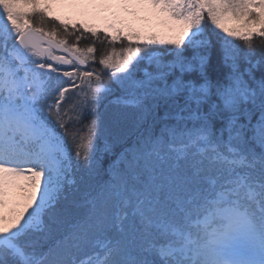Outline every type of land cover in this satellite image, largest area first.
Listing matches in <instances>:
<instances>
[{"label":"snow or ice","instance_id":"6c2138e0","mask_svg":"<svg viewBox=\"0 0 264 264\" xmlns=\"http://www.w3.org/2000/svg\"><path fill=\"white\" fill-rule=\"evenodd\" d=\"M52 3L0 0V209L12 204L8 214H0V264H264V76L254 75L264 61L250 58L253 38L264 39V0H73L68 6L80 16L118 9L101 43H127L98 60L97 28L54 15ZM144 9L166 17L165 23L178 22L180 36H142L127 17L142 19ZM205 13L222 39L228 69L215 84L202 51L211 44ZM226 15L250 17L248 23L260 30L226 28ZM33 16L66 33L71 24L72 42L57 39L55 28L34 26ZM84 33L94 39L81 48L88 39ZM232 40L244 42L243 69ZM141 45H170L172 59L142 54ZM189 49L191 57L185 54ZM106 73L124 93L113 104L139 108L152 98L170 108L165 117L175 124L165 127L163 141L149 139L138 151L162 168L166 164L167 171L154 169L151 179L130 175L131 186L124 184L110 216L97 206L90 240L80 226L65 236L72 248L90 242L91 255L49 259L51 251L37 253L31 237L46 230V217L75 183L79 165L94 161L97 109L113 95L103 83ZM69 93H75V103H68ZM89 116L95 118L85 123Z\"/></svg>","mask_w":264,"mask_h":264},{"label":"trees","instance_id":"16d2710c","mask_svg":"<svg viewBox=\"0 0 264 264\" xmlns=\"http://www.w3.org/2000/svg\"><path fill=\"white\" fill-rule=\"evenodd\" d=\"M242 18L244 17L236 18L226 15L221 22L225 26L236 21L239 22ZM245 18L250 19V17ZM31 21L34 26L43 27L45 32L55 28L58 33L57 39L67 38L69 43L72 42L73 37L68 35V33L73 31L71 24H69L68 32L66 33L59 24H55L51 20H45L41 24L40 17L33 16ZM77 27H80V24H77ZM203 28L206 33V39H209L211 44L206 50L202 51H205L209 58L207 73L209 79L215 84L218 77H222L224 73L228 72V69L223 67L222 64V39L207 21L206 13ZM97 30L100 32V36L95 38L97 49L95 56L97 60L101 54H107L109 49L114 47L119 51L127 43H117L115 45H109L106 41L101 43V41H104V33L103 30L98 28ZM80 31L83 32V29L81 28ZM84 35L88 39L81 40V48L90 44L94 39L88 33H84ZM231 42L239 49L240 63L243 69L246 66L243 61L246 52L244 42L239 40H232ZM252 45L253 54L250 57L252 62L264 61V39L256 36L252 40ZM172 51L173 49L170 45H141L142 54L154 52L157 55H162L165 60L172 59L168 55ZM185 54L188 57L193 55L190 49ZM88 67L91 68L93 66L89 64ZM95 67L97 71H101L98 64ZM140 67L143 68L144 64L142 63ZM254 75L256 80L264 76V63H261V66L255 70ZM136 78H141L139 72H137ZM92 83H95L94 80ZM103 83L112 87L113 95L103 99L97 109L100 131L96 140L94 161L90 167L84 163L79 165L74 172L76 184L65 191L54 211L46 217V230L43 234L31 237L35 243L37 253H49L51 251L52 255L49 259L71 261L91 255L93 248L90 242L85 241L78 248H72L67 246L65 236L77 229V226H80V228L88 230L90 240L91 230L94 223H96L94 213L97 206L103 205L104 211L110 216L114 206L118 205L120 198L124 194V184L128 183L131 186L130 175L135 174L144 179H151L150 174L154 169L167 171L166 164L162 168L160 162L154 159L142 158L138 155V151L143 147L145 141L149 139L163 141L165 127H171L175 124V121L165 117V113L170 111V108L164 102L152 98L145 99L143 106L139 108L113 104L112 100L124 93L112 83L111 76L107 73L104 75ZM68 96V103L76 102L75 93H69ZM213 100H215L214 96ZM94 118L93 116L87 117L85 123ZM110 235L115 236L116 233L111 232ZM148 258L154 259L151 256Z\"/></svg>","mask_w":264,"mask_h":264},{"label":"rangeland","instance_id":"374dc122","mask_svg":"<svg viewBox=\"0 0 264 264\" xmlns=\"http://www.w3.org/2000/svg\"><path fill=\"white\" fill-rule=\"evenodd\" d=\"M71 3H73V0H53L52 3L53 14L59 15L62 18L69 19L70 21H74L77 24H80L81 22H86L90 26H94L100 30H103L106 26V23L111 21L112 12L118 11V9L116 8H113L110 11L97 9L96 11L99 13V15L96 18L85 17L78 15L77 9L69 7L68 5H70ZM140 16L142 17V19L127 17V20L129 23L132 24L133 28L139 31L140 34L144 37L153 36L158 40L160 39L170 40V39L178 38L181 34L180 25L178 24V22L168 21L165 23L164 21L166 20V17L156 14L151 9L140 10ZM251 19L252 18L247 19L244 17L240 19L239 22L236 21L233 24L230 25L227 24L224 27L229 29H236L240 31H245V30L259 31L260 30L259 26L248 23ZM246 24H248L247 29L245 28ZM85 91H87V88H85ZM57 131L59 132L61 130L57 128ZM74 180L75 183L71 186H74L76 184L75 176H74ZM15 199L16 202L19 203L20 205L24 203L22 199V194L20 193L15 194ZM8 206L12 207V204H9ZM9 211L10 209L6 207L4 209H0V214H8Z\"/></svg>","mask_w":264,"mask_h":264},{"label":"water","instance_id":"95a60500","mask_svg":"<svg viewBox=\"0 0 264 264\" xmlns=\"http://www.w3.org/2000/svg\"><path fill=\"white\" fill-rule=\"evenodd\" d=\"M46 39H47V38H45V40H46ZM43 46H44V47H47V43H44Z\"/></svg>","mask_w":264,"mask_h":264},{"label":"bare ground","instance_id":"6f19581e","mask_svg":"<svg viewBox=\"0 0 264 264\" xmlns=\"http://www.w3.org/2000/svg\"><path fill=\"white\" fill-rule=\"evenodd\" d=\"M8 209H11V207H10V206H8Z\"/></svg>","mask_w":264,"mask_h":264}]
</instances>
